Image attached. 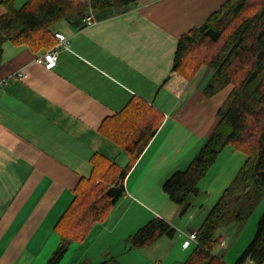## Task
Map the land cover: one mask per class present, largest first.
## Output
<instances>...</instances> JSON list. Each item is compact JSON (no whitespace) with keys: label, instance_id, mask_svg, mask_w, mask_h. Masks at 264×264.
<instances>
[{"label":"crops","instance_id":"1","mask_svg":"<svg viewBox=\"0 0 264 264\" xmlns=\"http://www.w3.org/2000/svg\"><path fill=\"white\" fill-rule=\"evenodd\" d=\"M25 1L14 0V7ZM225 1L136 0L124 9L92 12L91 25L83 22L86 9L52 27L53 34L67 37L68 48L59 49L49 70L39 59L44 50L3 44L0 264L47 263L60 241L55 221L71 202L78 180L90 175V158L98 154L125 164L120 148L98 126L135 98L160 113L162 121L124 178L123 196L82 242L67 247L58 264L183 263L188 254L182 251L195 245L187 235L198 225L177 230L172 217L178 208L162 183L187 167L214 130L217 108L231 86L209 97L203 88L211 70L202 66L186 79L172 71L173 57L179 37L203 24ZM3 11L0 3V16ZM18 72L21 79L2 83ZM152 217L163 218L182 234L162 237L144 251L128 250L129 236ZM220 256L226 264L235 262Z\"/></svg>","mask_w":264,"mask_h":264},{"label":"trees","instance_id":"2","mask_svg":"<svg viewBox=\"0 0 264 264\" xmlns=\"http://www.w3.org/2000/svg\"><path fill=\"white\" fill-rule=\"evenodd\" d=\"M136 0H26L20 8L14 0H0V62L2 46L10 42L31 51L52 48L56 39L52 27L71 15L87 9H124ZM173 70L191 79L205 66L211 76L203 88L207 96L231 86L221 106L218 122L205 138L184 170L173 172L162 183L168 199L184 215L199 194L198 183L223 148L244 155L236 178L210 208L195 231L193 249L182 264H226L215 248L221 241L220 229L245 222L264 198V0H226L198 27L182 34L177 42ZM261 76L252 93L247 85ZM162 115L139 99H133L119 112L103 120L99 133L120 148L126 162L120 166L94 154L87 178L78 180L72 199L54 231L60 241L46 264H58L67 247L80 243L95 224L101 223L123 196L124 178L156 133ZM182 233L160 217H152L127 239L128 250L144 251L162 237ZM264 262V211L256 223L252 240L233 264ZM86 264H91L87 263ZM98 264H114L106 260Z\"/></svg>","mask_w":264,"mask_h":264},{"label":"rangeland","instance_id":"3","mask_svg":"<svg viewBox=\"0 0 264 264\" xmlns=\"http://www.w3.org/2000/svg\"><path fill=\"white\" fill-rule=\"evenodd\" d=\"M260 78L261 76L259 75L247 85L246 91L248 93H252L255 90ZM219 154V157L213 162L210 170L205 175L203 179L205 182L200 184L199 194L192 199L190 209L182 216L177 213L173 215L172 218L174 219H172V222L176 221L173 224L177 230L185 228L189 230L195 228L197 225L199 226L201 224L199 222H202L205 218L210 208L221 196L224 188L229 187L232 180L236 178V174H238L241 164L243 163L244 155L237 150L231 149V147L224 148ZM122 157L123 156L120 158L122 159ZM262 211H264V198L260 199L245 222L240 224L234 223L231 226L220 229L219 233L222 238L221 241H219V245H217L214 250L215 253L222 255L224 257L223 259L229 263L234 262L239 252H241L250 240H252L257 220ZM189 215L193 216L190 220L188 219ZM176 237L177 236H174L173 238ZM192 249L193 244H191L189 249L185 252L182 251L183 255H189Z\"/></svg>","mask_w":264,"mask_h":264},{"label":"built area","instance_id":"4","mask_svg":"<svg viewBox=\"0 0 264 264\" xmlns=\"http://www.w3.org/2000/svg\"><path fill=\"white\" fill-rule=\"evenodd\" d=\"M93 15L92 12L89 10L88 15L84 18V21L87 25H91L93 24ZM56 39V44L50 48L47 49L46 51H44L41 56L39 57L41 63H43L44 67L46 69H52L57 62V56H58V51L61 48H68V39L66 36H63L62 33H54L53 35ZM23 73L22 72H18V73H14L13 75H10L9 77H7V79H5L4 81H2V83H7L9 79L11 78H19L21 79V77H23ZM188 239L192 242L195 240V232H191L187 235ZM246 264H250L248 263V261L246 262Z\"/></svg>","mask_w":264,"mask_h":264}]
</instances>
